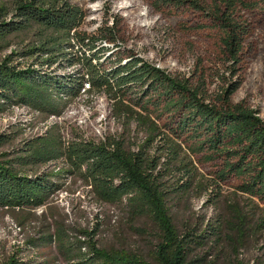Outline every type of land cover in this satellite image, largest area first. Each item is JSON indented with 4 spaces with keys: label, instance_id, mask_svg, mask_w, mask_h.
<instances>
[{
    "label": "trees",
    "instance_id": "trees-1",
    "mask_svg": "<svg viewBox=\"0 0 264 264\" xmlns=\"http://www.w3.org/2000/svg\"><path fill=\"white\" fill-rule=\"evenodd\" d=\"M1 1L0 52L15 43L13 37L22 39L19 48L0 60V113L23 106L45 118L61 116L84 94L88 83L87 92H102L112 101L115 117L128 124L136 122L145 131L144 138L133 142L117 135L100 141L77 136L64 142L59 128L52 126L27 139L13 154L0 151V208L44 206L61 187L55 176L78 175L99 200L125 204L133 218L152 224L156 243L150 258L101 248L95 242L88 246L81 240L70 243L60 231L54 236L45 234L35 243L58 242L68 264H201L206 258L197 251L209 243L229 246L239 254L247 237L264 229V119L259 110L232 100L242 83L238 65L251 32L239 8L254 9L257 2L194 3L213 17L230 62L231 76L223 78L213 97L204 81L193 83L141 57L117 58L105 68L101 59L108 52L116 54L102 43L114 42L115 36L81 30L86 14L72 0ZM20 58L27 61L16 64ZM9 141L8 134L0 133V147ZM193 156L222 162L214 183L205 179ZM59 160L64 166L57 171L32 174L25 169ZM231 177L241 180L237 189L249 195L261 214H249L240 202H233L216 218L182 231L171 200L183 198L193 188L201 195ZM212 198L209 193L208 201ZM223 251L222 246L219 252Z\"/></svg>",
    "mask_w": 264,
    "mask_h": 264
},
{
    "label": "rangeland",
    "instance_id": "rangeland-1",
    "mask_svg": "<svg viewBox=\"0 0 264 264\" xmlns=\"http://www.w3.org/2000/svg\"><path fill=\"white\" fill-rule=\"evenodd\" d=\"M72 1L86 14L81 30L96 36H115L114 42L102 43L116 54L108 52L101 59L105 68L111 67L117 58L141 57L172 75L190 78L193 83L204 81L213 97H216L223 78L231 76L230 62L226 59L217 24L211 15L194 6L195 2L210 6L214 0ZM243 1L257 2L258 6L254 9L239 8V13L250 22L251 32L238 65V77L242 83L232 100L234 103L243 101L259 110L264 119V2ZM21 39L13 37L15 43L0 52V60L19 48ZM25 61L20 58L15 63ZM71 69V73L75 71ZM111 107L112 101L98 91L81 94L61 116L45 118L27 107L14 106L0 113V133L10 136V141L0 147V151L13 154L27 139L44 134L52 126L59 128L64 142L77 136L100 141L108 135H117L132 142L136 137L138 140L145 137V131L138 128L136 122L128 124L126 119L115 117ZM165 117L160 120L161 125ZM193 158L205 179L214 183L222 162H205L199 159L200 156ZM63 166L64 162L59 160L26 166L25 169L34 174L46 169L57 171ZM54 178L61 187L46 205L15 210L0 208V264H68L58 242L50 245H41L44 241L34 242L45 234L54 236L59 231L70 243L81 240L88 246L95 242L101 248L124 249L150 258L156 243L150 222L144 218H133L125 204L99 200L78 175ZM241 183L240 179L231 177L201 195L193 188L183 198L174 197L170 204L177 226L182 231L188 226L198 227L206 219L216 218L227 211V206L233 202H240L245 212H256L259 216L261 210L254 208L249 195L237 189ZM209 193L213 195L212 201L207 199ZM77 244L80 245L79 242ZM222 246L224 251L220 253ZM197 253L206 258L201 264H238L239 261L264 264V229L248 236L238 250L239 254L229 246L215 243H209Z\"/></svg>",
    "mask_w": 264,
    "mask_h": 264
},
{
    "label": "bare ground",
    "instance_id": "bare-ground-1",
    "mask_svg": "<svg viewBox=\"0 0 264 264\" xmlns=\"http://www.w3.org/2000/svg\"><path fill=\"white\" fill-rule=\"evenodd\" d=\"M91 1V0H90ZM144 14V13H143ZM69 70H72L71 68H69ZM89 88V84L87 83L84 87V89L82 90L83 93H86L88 91Z\"/></svg>",
    "mask_w": 264,
    "mask_h": 264
}]
</instances>
